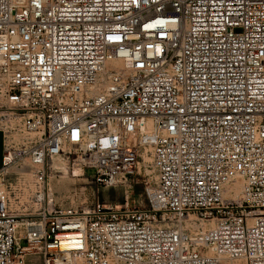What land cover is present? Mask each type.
Returning <instances> with one entry per match:
<instances>
[{
	"label": "built area",
	"instance_id": "2783aa9c",
	"mask_svg": "<svg viewBox=\"0 0 264 264\" xmlns=\"http://www.w3.org/2000/svg\"><path fill=\"white\" fill-rule=\"evenodd\" d=\"M0 134V264H264V0H0ZM141 152L144 207L51 203Z\"/></svg>",
	"mask_w": 264,
	"mask_h": 264
},
{
	"label": "rangeland",
	"instance_id": "374dc122",
	"mask_svg": "<svg viewBox=\"0 0 264 264\" xmlns=\"http://www.w3.org/2000/svg\"><path fill=\"white\" fill-rule=\"evenodd\" d=\"M141 155L145 157V164L142 160L139 161V169L135 174L134 183L128 189L120 185L114 187L100 186L92 181L89 170H82L80 166H71L64 160L58 159L52 163L49 162L44 168V176L48 178L51 203L55 204L57 210L61 209L65 212L77 210L80 212L97 204L118 207L125 203L127 194L128 203L144 207L146 205L143 194L144 185L146 180L152 184L156 176L153 171L149 172L151 169L146 166V162L150 161L149 155L144 152H141ZM22 171L18 172L16 168L11 167L7 173H4L2 183L7 184L14 181ZM20 175L30 177L29 174ZM39 182L41 183V181ZM238 191V194L233 192V197L240 195V188ZM20 234L19 230L16 231L17 237ZM35 261V263H39L40 260L36 259Z\"/></svg>",
	"mask_w": 264,
	"mask_h": 264
},
{
	"label": "bare ground",
	"instance_id": "6f19581e",
	"mask_svg": "<svg viewBox=\"0 0 264 264\" xmlns=\"http://www.w3.org/2000/svg\"><path fill=\"white\" fill-rule=\"evenodd\" d=\"M144 158H145V157H144ZM239 187H240L239 184H236V185L234 186V188H233V189H234L233 191H234L235 193L239 192V191H238V190H239ZM237 194H238V193H237ZM232 196H233V195H232ZM15 228H16V231H18V230L20 231L21 229H24V228H25V224H20V223H18V224H16V227H15Z\"/></svg>",
	"mask_w": 264,
	"mask_h": 264
},
{
	"label": "crops",
	"instance_id": "0c3cea01",
	"mask_svg": "<svg viewBox=\"0 0 264 264\" xmlns=\"http://www.w3.org/2000/svg\"><path fill=\"white\" fill-rule=\"evenodd\" d=\"M1 155H2V138L0 134V166H1Z\"/></svg>",
	"mask_w": 264,
	"mask_h": 264
}]
</instances>
